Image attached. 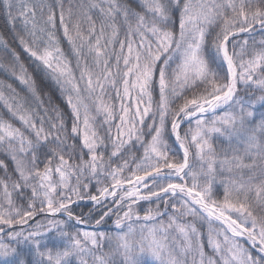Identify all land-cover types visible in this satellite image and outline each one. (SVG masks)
<instances>
[{"label": "snow or ice", "instance_id": "6c2138e0", "mask_svg": "<svg viewBox=\"0 0 264 264\" xmlns=\"http://www.w3.org/2000/svg\"><path fill=\"white\" fill-rule=\"evenodd\" d=\"M0 10V264H264V0Z\"/></svg>", "mask_w": 264, "mask_h": 264}, {"label": "trees", "instance_id": "16d2710c", "mask_svg": "<svg viewBox=\"0 0 264 264\" xmlns=\"http://www.w3.org/2000/svg\"><path fill=\"white\" fill-rule=\"evenodd\" d=\"M0 35L3 36V38L8 42L11 48H14L19 53L21 62H23L25 66L29 68V71L31 72L32 69L30 66L28 55L27 53L24 52L23 48L19 45L18 41L15 40L12 30L7 23L6 16L2 10H0ZM257 39H259V34H257ZM62 46L67 49L66 41L62 40ZM10 62H11L10 55L4 52L2 48H0V63H3L4 65H8ZM33 75H35V73H33ZM0 80L4 81L6 84H11L13 88H15L18 92H20L21 95H25L23 86L20 85V83L14 77L9 75L3 68H0ZM53 95L55 96V93H53ZM0 113L5 114V116L7 115L2 105H0ZM144 207L146 208L148 207V205H144ZM37 219H40V217ZM110 224L111 222H109V225L106 227H109Z\"/></svg>", "mask_w": 264, "mask_h": 264}, {"label": "water", "instance_id": "95a60500", "mask_svg": "<svg viewBox=\"0 0 264 264\" xmlns=\"http://www.w3.org/2000/svg\"><path fill=\"white\" fill-rule=\"evenodd\" d=\"M37 218H39V217H37Z\"/></svg>", "mask_w": 264, "mask_h": 264}]
</instances>
